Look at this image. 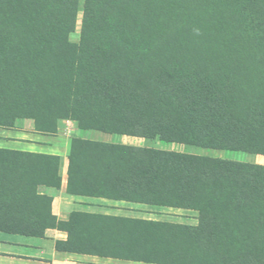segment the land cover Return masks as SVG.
Instances as JSON below:
<instances>
[{
    "label": "trees",
    "instance_id": "obj_1",
    "mask_svg": "<svg viewBox=\"0 0 264 264\" xmlns=\"http://www.w3.org/2000/svg\"><path fill=\"white\" fill-rule=\"evenodd\" d=\"M0 0V127L35 119L264 156V0ZM58 155L0 148V231L152 264H264V164L72 137L67 191L194 211L197 223L73 212Z\"/></svg>",
    "mask_w": 264,
    "mask_h": 264
},
{
    "label": "crops",
    "instance_id": "obj_2",
    "mask_svg": "<svg viewBox=\"0 0 264 264\" xmlns=\"http://www.w3.org/2000/svg\"><path fill=\"white\" fill-rule=\"evenodd\" d=\"M65 122L75 124L70 120ZM63 129L64 125H61L60 131L56 134L42 133L36 130L35 119H19L12 128L0 127V148L60 156L62 187L60 189L39 187L40 193L52 197V212L58 220L67 221L76 211L126 216V203L132 202L76 195L67 191V166L72 138L71 129L62 131ZM87 130L103 132L95 129ZM113 210H121L122 213H115ZM67 239L68 233L59 228H49L45 236L0 231V264H146V262L59 250L57 242Z\"/></svg>",
    "mask_w": 264,
    "mask_h": 264
},
{
    "label": "rangeland",
    "instance_id": "obj_3",
    "mask_svg": "<svg viewBox=\"0 0 264 264\" xmlns=\"http://www.w3.org/2000/svg\"><path fill=\"white\" fill-rule=\"evenodd\" d=\"M83 6H84V0H77L74 21H73V28H72L73 30L70 36L72 50H77L78 48L82 15H83ZM63 125H64V129L66 130L71 129V138L73 136H77L81 138H89V139L101 140L111 143L155 147V148H161L167 150L190 152V153H196V154H202L208 156H215V157H221V158H227V159H233V160H239L245 162H255V163L264 164V156L250 154L242 151L202 148L198 146L166 142L161 139H149V138H141L134 136H121V135L107 134L99 131H88V130L80 129L77 124L73 125L71 122L66 123L65 121L62 122V126ZM64 129L62 131H64ZM113 212L122 213L121 210L120 211L113 210ZM126 216L157 218V219H167L173 221H184L188 223H197L196 220L197 213L194 211L163 208V207L149 206L145 204H136V203H126Z\"/></svg>",
    "mask_w": 264,
    "mask_h": 264
}]
</instances>
